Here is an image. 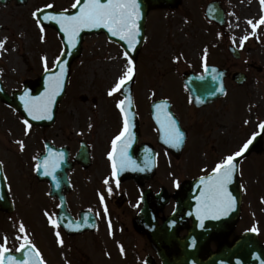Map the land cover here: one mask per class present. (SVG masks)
<instances>
[{"label": "flooded vegetation", "instance_id": "1", "mask_svg": "<svg viewBox=\"0 0 264 264\" xmlns=\"http://www.w3.org/2000/svg\"><path fill=\"white\" fill-rule=\"evenodd\" d=\"M234 74L228 67L229 88L234 87ZM231 107L220 101L199 109L188 101L187 95L181 96L172 106L187 136L179 152H171L160 144L161 133L157 127H137L138 146L130 155L137 165L140 164L141 170L134 174L130 167L125 169L119 186L109 171L108 156L112 145L109 152L105 149V133L110 127H84V132L76 137L74 133L66 137L62 127L54 131L56 136L50 128L31 127L32 145L27 149L25 166L22 165L24 161H19L20 166L16 167L25 170L21 173L27 172L28 180L16 185V190L24 188L25 196L16 194L14 203L16 209L26 212L25 221L30 229L25 236L35 245L45 264H163L160 252L170 259L177 258L180 248L175 239L169 245L167 242L160 244V227L177 208L176 198L181 188L176 191V177H181L183 182L204 177L221 159L239 150L242 123L234 106ZM256 119L247 117L243 127H256ZM146 145L151 157L155 153L149 161L154 166L147 173L142 172L146 159L141 150ZM51 146L58 154H63V159L54 174L43 173V179L39 180L33 149L36 148L35 153L39 155H46ZM246 164L242 171L250 172ZM105 179L109 180V185L104 184ZM109 186L111 194L107 191ZM161 192L169 198L165 205ZM145 194L154 218L141 221ZM36 211L42 212L40 220H33L35 213L32 212ZM61 211L69 213L72 219L60 217ZM50 216L59 222L58 229L49 222ZM190 228L191 221L186 222L175 231L176 237H186ZM150 232L158 245L154 244ZM236 234L234 238L239 237L238 231ZM13 239L16 245L15 233ZM23 242L24 238L13 250Z\"/></svg>", "mask_w": 264, "mask_h": 264}, {"label": "rangeland", "instance_id": "2", "mask_svg": "<svg viewBox=\"0 0 264 264\" xmlns=\"http://www.w3.org/2000/svg\"><path fill=\"white\" fill-rule=\"evenodd\" d=\"M49 1L30 0L25 7H18L15 3H9L6 6L0 4V40L7 38L6 50L0 51L2 75L4 71L7 75L2 76L6 79H1V83L9 95L15 91L21 92L25 83L37 82L41 78L45 72V57L52 58V64L48 60L47 63L48 67L53 69L54 61L63 50L57 33L50 28H44L41 32V28L33 18V13L30 14L31 11L37 10V7ZM71 1L52 0L53 4L59 7L68 6ZM210 1L214 0H181L180 5L174 9L151 11L149 32H147L148 42L140 52L138 60L142 66L149 58H155L158 65L149 59L143 65V71L139 66L141 79L137 81L133 90L134 102L138 109H144L143 95L145 101H149L150 91L158 93V96L162 92L165 93L167 83L162 82L157 86L154 72L148 71L144 77H141L142 73L152 66H157V71L160 70L162 76L161 80L165 82V77L180 76L183 71L198 69L201 62L225 64L226 61H232L228 47L233 45L241 51L242 58L239 62H233L234 66H230H233L235 71L247 73L249 84L241 90L232 87L224 105L238 109L235 110L239 114L237 118L242 123L240 127L241 142H243L248 134L243 127L245 118L251 116L254 119L255 116H259L260 120L264 117V25L260 26L253 35L252 28L247 23L248 20L255 23L261 17L256 4L257 0H219L227 11V23L224 28H218L209 23L204 15L205 5ZM22 33L27 35L25 40ZM245 35H248L249 39L241 47V39ZM154 40H158L157 45ZM84 44L79 61L72 66L71 78L73 79L63 101L68 100L60 106L58 119L56 116L58 121L55 120L52 126L68 127L70 129L66 131L68 137L73 135L76 137L80 133L79 130L87 127L86 122L89 120H91L89 127H120L121 123L116 106L120 97L118 93L109 96L108 91L125 70L127 61L121 54V50L110 45L104 37H88L84 40ZM151 53L153 54L150 57ZM174 61H177V64H174ZM174 65L177 67L174 68ZM173 79L167 80L175 84ZM30 86L33 87V85ZM83 97L86 99L85 102ZM94 97L96 101L93 100ZM14 112L0 101V136H3L0 145H8L5 142L6 138L21 137L20 132L15 134L14 127H26L19 114L15 112L18 114L16 115ZM3 127L7 128L3 129ZM71 127H75L76 130L73 131ZM7 129L11 130L12 136L5 134ZM251 130H254V127ZM52 131L56 136L55 130ZM106 133L109 134L110 131L107 130ZM262 156L254 163L251 161L253 163L251 177L247 175L242 177L243 204L239 230L243 232L256 228L264 240V154ZM1 157L5 162H9L10 176L17 184L20 185L28 180L27 172L21 173L14 170L12 159L10 160L3 153ZM20 191L21 188L18 189V194ZM23 214L26 216L21 211L16 213L20 218H23ZM9 224L11 225L9 218L7 221L2 217L0 246L5 242ZM12 237L11 234L8 246L12 244Z\"/></svg>", "mask_w": 264, "mask_h": 264}, {"label": "snow or ice", "instance_id": "3", "mask_svg": "<svg viewBox=\"0 0 264 264\" xmlns=\"http://www.w3.org/2000/svg\"><path fill=\"white\" fill-rule=\"evenodd\" d=\"M262 7H264V0H260ZM47 8H53L54 5L48 4ZM73 8H78V11L74 15L66 14V10L60 14H50L44 16L43 19L54 21L59 25L60 31L66 37V43L75 49L79 42L80 34L84 30L92 29H106L112 36L123 41L129 51L123 53L124 58L127 61V65L123 73L119 76L118 80L108 91L109 96H113L116 93L121 92L122 89L132 81L136 74V65L133 58L130 55V51H135L136 46L140 43L141 28L140 20L142 19L140 0H84L81 4V0H75L72 5ZM43 9H39L38 12H42ZM33 16L36 17L37 13L34 12ZM39 24V19L37 20ZM247 23L252 28V34L255 35L256 30L264 25V16H261L255 23L252 20H248ZM41 32L44 31L41 25ZM249 39L248 35H245L241 39V47L243 43ZM7 38L0 40V51H5V44ZM206 60V57H205ZM58 68V71L54 72L53 69L48 67L47 58H44L45 71L53 73L48 76L46 80V88L44 93L38 97H32L25 91L21 96V100L24 102L25 111L31 117L32 120H51L52 108L56 102V97L60 95L63 90L64 78L67 75V62H61L59 58L54 61ZM207 70V66L205 65ZM214 71V70H213ZM204 77H201L203 79ZM215 79V77H214ZM223 91V88L220 89ZM123 116V128L112 140V150L109 153V160L112 166V177L117 178L116 184L119 186V174L129 167H135V161H133L128 155V148L133 139L131 132V116L130 109L132 106L131 97H126L118 101L116 105ZM157 108V120L161 125V129L164 134L165 143L178 147L184 141V133L181 131L177 121L173 119L171 113L166 111L165 104L156 105ZM23 123L27 130H30L32 125L28 120H24ZM259 129L264 132V123L259 124ZM260 132L255 133L247 142H245L238 151L231 155L225 156L212 170V173L207 177H201V183L204 185V190L201 193L198 200L197 214L201 220V227H203V220L209 216L218 219L220 216L227 215L235 207V197L228 190V185L233 180V175L237 171V158L244 155L249 150L250 145L256 140ZM21 150H23V141H19ZM63 159V154H57L50 152L42 164L37 165V171L42 167L45 175H52L59 167L60 161ZM105 185H109V180L105 179ZM177 187L179 184L177 183ZM108 193H112V188L109 186ZM101 202L104 201V196L100 197ZM107 212V207H105ZM49 222L56 229L60 227L57 220L49 217ZM20 232H24L23 224L20 225ZM252 231H257L253 228ZM56 236L59 243L62 245L63 240L60 239V232H56ZM7 239L5 238V245ZM27 250V258L23 260H17L13 256H8L9 249L6 246H0V264H45L41 257L40 252L36 249L35 245L28 240L27 236L24 237V242L20 244L17 251ZM123 251V248H121Z\"/></svg>", "mask_w": 264, "mask_h": 264}, {"label": "water", "instance_id": "4", "mask_svg": "<svg viewBox=\"0 0 264 264\" xmlns=\"http://www.w3.org/2000/svg\"><path fill=\"white\" fill-rule=\"evenodd\" d=\"M173 1L174 0H140L141 13H144L143 16H145L148 9L159 6V5L172 4ZM83 2H84V0H81V4H83ZM77 11H78V8L76 9V12L74 14H76ZM208 14H209V16L212 17V19H215L218 16L215 5H212L209 7ZM219 19L223 22V16L222 15H219ZM219 19H217V20L220 21ZM51 22H52V25L59 30L62 38L64 39V43L66 45V49H67L66 52L67 53L63 57L61 62H65V61L67 62V70H68V68L72 62L71 61L72 59H67V56H69L71 53H73L76 56V53H78V51L80 49L78 47H79V45L83 39V36L86 33L92 34L93 32H96L97 30H100V29H92V30L86 29L83 32H81L77 47L75 49H72L66 43V37L60 31L59 25L57 23H55L54 21H51ZM143 24H144V22H142V24H141V30L142 31L144 30ZM101 29H103V28H101ZM114 38H116V37H114ZM116 40H118V42L122 43L124 45V47L126 49H128L127 45L123 41H120L118 38H116ZM231 51L234 54V57H236V58L240 57L238 52H236L235 50H231ZM130 52H132V51H130ZM73 54H71V55H73ZM213 70L214 69H210L206 73V75L203 79H201V77H198V76L192 77L190 79V84H191L190 92L193 95L198 94L199 95L198 99L201 98L203 101H207V103L212 102L213 100H215L217 98H220L224 94L223 73L217 74L216 71L215 70L213 71ZM56 71H58V68L56 69ZM51 74H53V73H51ZM66 76H65L64 82H63V90L61 91L60 95H58L56 97L55 104H57V102L62 98V97L60 98V96H62L61 94H63L64 88L66 86V79H67ZM214 77H215V79H214ZM236 81L238 83H243L244 82V76H242V75L238 76ZM221 88H223V91L220 90ZM0 96L2 99H4V101L8 102L12 106H14L16 109H18L21 113H23V115L26 118H28L32 122H34V123L35 122H41L40 120H32L31 119V117L25 111L24 102L22 100L20 101V102H22L21 104H17V101L12 102L9 100V98H7L6 96H4L2 94ZM55 104L52 108V118L54 117V113H55V109H54ZM260 146H261V142H260V138H258L257 141L255 142V144L248 151L247 155L251 151H253L254 149H257V151H259ZM4 180L5 179H4L3 173L1 171V167H0V202H2V198L6 197V187H5ZM203 190H204V185L201 183V180L188 184L186 186V189H185V197L186 198L184 201L181 202V204L188 205L187 210H189L190 212H193L194 220H195L194 224H193L192 232H191V234L187 240V245L190 242L193 244V251H192L191 259L187 258V261L189 262L191 260L192 264H219V262L221 260H229V259L233 260V256H232L233 250L227 251L226 253L222 252L219 254H214L213 256H211V258H209L206 261L200 260L199 254H200V252H202L204 245H206V243L208 242V240L211 236V229L212 230L215 229V225L212 222H210L209 219H207L209 217H207L203 220V227H201V220L197 214V207H198L199 197H200L201 193L203 192ZM228 190L232 193V195L235 197V200H236L235 207H234V214L232 216V219L234 220L238 216V212H239V208H240V204H241V193H240L239 183L237 180L236 173L233 175L232 182L228 185ZM250 244L255 245L256 248H255V246L250 245ZM247 245H249L251 247H248ZM258 246H259V243L255 239L254 240L247 239V238L242 239L235 246L234 252H236V254H235L234 259L236 258V260H242L246 264L247 263L260 264V260L257 257V255H258L257 252H259ZM259 254L263 258V254L262 253H259ZM15 258L18 259V257H15ZM184 258H185V255H184ZM184 258L182 259V262H184Z\"/></svg>", "mask_w": 264, "mask_h": 264}, {"label": "bare ground", "instance_id": "5", "mask_svg": "<svg viewBox=\"0 0 264 264\" xmlns=\"http://www.w3.org/2000/svg\"><path fill=\"white\" fill-rule=\"evenodd\" d=\"M250 9H251V7H250ZM259 10V9H258ZM253 11H254V9H253ZM16 63L18 62V59L15 61Z\"/></svg>", "mask_w": 264, "mask_h": 264}]
</instances>
